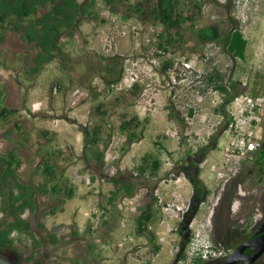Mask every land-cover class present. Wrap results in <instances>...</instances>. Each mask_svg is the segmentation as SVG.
Here are the masks:
<instances>
[{"label":"rangeland","instance_id":"rangeland-1","mask_svg":"<svg viewBox=\"0 0 264 264\" xmlns=\"http://www.w3.org/2000/svg\"><path fill=\"white\" fill-rule=\"evenodd\" d=\"M138 2L145 3L142 10L146 12L147 0H118L116 5L97 0L94 7L97 16L79 18L74 25V36L63 35V61L57 58L38 73L30 71L37 53L34 43L22 38L27 24L19 32L10 27L4 34L0 30V69L3 65L7 70L4 71L5 88L10 91L9 99L3 98L0 105L17 110L5 119L0 118V155L6 156L13 149L21 158L17 174L33 187L37 202L34 213L26 210L23 214L29 222V231L12 234L17 244L35 248L34 258L28 259L11 248L4 252L19 264H82L85 259L87 264H142L146 260L172 264L182 242L179 221L175 217L162 221L168 215L162 205H154L156 213L150 227L156 232L161 247L154 253L148 238L137 231L135 218L152 202L151 192L156 189L166 200L188 207L193 187L186 163L192 154H195L192 163L197 176L211 190L197 211L193 214L191 209L188 211L186 224L197 216L209 224L210 234L212 215L240 170L244 174L237 179V198L228 226L231 237H238L240 228L249 219L254 224L264 219V176L262 181L257 179L254 164L257 152L253 157H233V165L225 163L229 137L225 128L231 115L229 109L237 106L232 105L236 96L252 98L258 103L256 131L264 140V0L248 2L240 12L234 0L204 1L201 13L195 16V28L189 22L186 24L184 43L170 46L167 51L157 43L162 27L143 21L144 14L136 9ZM46 10L41 9L38 16ZM179 10L186 14L198 11L188 1L181 2ZM213 24L224 33L223 39L199 41L195 35L197 30ZM237 27L249 41L245 59L226 52L225 38ZM4 43L7 49L8 45L11 47L9 54L3 50ZM168 59L174 60V64L164 72L162 66ZM183 60H189L200 76L193 79L184 76ZM119 61L124 66L122 79L108 86L101 75L109 74L108 66L119 67ZM215 71L221 73L220 81L209 82L208 75ZM131 75L136 78L134 83ZM55 80L61 82V91L52 85ZM219 83L226 84L229 93L219 92L215 88ZM135 84L138 85L132 90ZM99 104H103L101 110L105 114L99 112ZM195 106L198 112L193 126L179 122L180 143L166 137L165 132L178 125V120L170 117L169 112L174 110L183 117ZM123 113L148 120L143 123L142 137L125 152L120 150L126 138L120 130ZM97 122H102L103 136L109 141L103 167L87 162L83 151L82 130L85 124L93 126ZM211 125L218 129L208 138ZM44 130L51 134L50 139L42 136ZM197 131L200 133L195 135ZM209 142L212 143L209 149L204 150ZM145 156L158 158L160 170L152 175L149 168L139 180L145 185L132 196L138 212L125 210L124 218L117 206L123 198L110 200L114 183L130 175V170L140 166ZM45 158L56 167V177L43 175L41 164ZM173 161L175 165L170 170L169 162ZM170 173L175 174L172 178L179 179L164 182ZM53 184L62 189L59 194L52 192ZM70 188L74 196L68 198L64 192ZM171 192L179 198L173 199ZM93 214L99 220L95 231L89 230ZM3 217L4 212L0 210V221ZM224 246L230 251V245ZM256 263L264 264V254Z\"/></svg>","mask_w":264,"mask_h":264},{"label":"trees","instance_id":"trees-1","mask_svg":"<svg viewBox=\"0 0 264 264\" xmlns=\"http://www.w3.org/2000/svg\"><path fill=\"white\" fill-rule=\"evenodd\" d=\"M106 1L114 5L118 4V0ZM183 1L192 2V6L197 8L198 11L195 14H186L183 10H179V5ZM204 1L206 0H147L146 12L142 10L145 4L143 2H138L136 9L144 14L143 21L146 20L162 27V30L158 33L159 40L157 43L159 48L167 51L170 46L184 43L186 24L189 22L190 26L193 29L195 28V16L201 13ZM96 3L97 0H85L82 4L78 0H0V30L4 34L10 27L19 32L27 24L24 36H21L25 40L34 43L37 53L34 56V63L30 71L38 73L57 58L61 57V62L63 61L65 56L64 45L61 40L63 35L74 36V25L79 18L96 17L97 12L94 8ZM44 8H47L46 12L39 17L38 12ZM195 35L201 42L221 41L224 37V33L217 24L202 27L197 30ZM248 44V38L240 27L231 30L225 38L226 52L240 59L246 58ZM117 64L119 67L115 66V69L108 66L107 71L109 74L101 75L108 86L118 84L122 79L124 66L120 61ZM173 64L174 60H166L162 66V71L167 72ZM116 68L118 69L116 70ZM220 79L221 73L218 71L207 77L209 82H219ZM52 85L58 91L62 90L59 80L53 81ZM137 85L135 84L132 90H135ZM235 85L233 83L232 87L235 88ZM215 88L221 93H229L228 86L224 83L217 84ZM256 95H258V91H256ZM0 101H2V90L0 91ZM102 106L103 104H99V112L105 114L101 110ZM16 111L15 108L0 105V118L5 119L15 114ZM189 113L193 114L192 110ZM169 116L176 118L179 122L183 121V118L178 116L174 110L169 112ZM147 122L148 120L140 119L137 114L123 113L120 130L126 134V138L120 147L122 152H125L128 147L142 137L144 132L143 123ZM17 127L20 126L17 124ZM82 131L84 135L83 151L86 161L103 167L106 162V150L109 146V141L105 138V135L103 136L104 126L102 122H97L93 126L85 124ZM41 134L47 139L52 137L47 130L42 131ZM254 164L257 166V179L262 181L264 176V140L256 153ZM21 165L22 160L13 149L6 156L0 155V210L4 212V217L0 221V253L7 257L4 252L11 248L16 252L25 254L28 259H32L36 254L35 248L17 244L16 238L12 235L15 231L19 233L29 231V222L23 217V214L26 210L34 213L37 207L33 187L24 183L17 174V170ZM41 167L43 175L48 178L56 177V167L50 164L46 158ZM160 167L161 161L158 158L151 159V157L145 156L140 166H135L130 170V175L122 176L115 181L110 200L115 202L118 198L134 196L138 189L145 185L144 181L139 182V180L146 176L145 173H147L148 169L151 168V174L154 175L158 173ZM188 173L190 179L195 181L196 186L198 185L193 195L191 211V214H193L206 197L205 195L210 191L201 178L197 176L198 174L196 173L198 171L192 172L193 174ZM198 180L199 183L197 184L196 181ZM61 190L58 184L52 185L53 193L59 194ZM64 194L70 198L74 196V190L70 188ZM152 198V202L136 216L135 225L137 231L146 236L153 245V252L158 253L161 247L157 243L156 232L150 227V222L154 219L156 213L154 205L157 203L156 198L154 196ZM41 227L47 231L44 225H41ZM183 257L184 253L181 254L179 260L183 259ZM203 261L204 259L197 258L193 264H199ZM142 264L154 263L152 260H146ZM254 264L257 263L255 262Z\"/></svg>","mask_w":264,"mask_h":264},{"label":"built area","instance_id":"built-area-1","mask_svg":"<svg viewBox=\"0 0 264 264\" xmlns=\"http://www.w3.org/2000/svg\"><path fill=\"white\" fill-rule=\"evenodd\" d=\"M253 0H234L236 3V9L238 12L246 5L248 2H251ZM182 64L184 67L183 69V75L187 78H195L196 76H200V72L195 66L191 64L189 60H183ZM132 83L136 81V78L131 75ZM194 83V80L193 82ZM237 104L236 107H232L229 109L230 117L227 118V124L225 128V134H228V143L226 147V157L225 163L228 166L233 165L235 160L233 157H253V154L256 153L261 146V138L257 135V121L258 117L256 114L257 111V102L252 100V98H246L242 96H236L234 100L232 101V105ZM192 110L193 114H190L189 112ZM195 112H198V107H194V109H190L186 115H184L183 121L185 123H188L189 125L194 124V115ZM178 125H175L174 128L169 129L165 132V136L172 138L176 140L177 143H180L181 141V130L182 128H179V120ZM221 124V121H219L218 126ZM210 125V123L208 124ZM212 126V125H211ZM217 126V127H218ZM216 126H212V132L211 135H208L209 137H212L214 132L218 129ZM200 132H196L195 135L199 134ZM175 160V159H174ZM170 167L169 169H173L175 162H169ZM170 178L163 179V181H173L176 182L179 178L176 180L172 177H175L174 173H170ZM172 176V177H171ZM148 189L145 188V192L147 193ZM152 196L156 197L157 204L162 205V208L165 210V214L168 215L164 217L163 220L170 218H176V222L180 221L182 219V213L185 212V208L188 210L190 204L187 206H181L179 204H175L173 201L166 200L165 198L161 197V195L158 193V189H156L153 193L151 192ZM170 196L174 199L179 198L178 194H174L173 192L170 193ZM132 197H125L121 199L118 203V209L123 212V217L125 218L124 211L128 210L132 213L138 212V204L135 203ZM172 211V213H168L167 211ZM175 212V213H174ZM170 217V218H169ZM99 225L98 217L93 214L91 216V221L89 225V230L95 231ZM208 223H205L203 221H200L197 216H194L189 224V230L191 232V237L188 240L187 244L184 248V257L183 259L179 260L177 264H193V262L197 258H202L204 260L206 259H219V258H225L228 255L229 250L220 243H214L211 241L209 232H208ZM170 228V227H169ZM180 247L176 249V252H178Z\"/></svg>","mask_w":264,"mask_h":264},{"label":"flooded vegetation","instance_id":"flooded-vegetation-1","mask_svg":"<svg viewBox=\"0 0 264 264\" xmlns=\"http://www.w3.org/2000/svg\"><path fill=\"white\" fill-rule=\"evenodd\" d=\"M229 55H231V54H229ZM231 56H233V55H231ZM211 144L212 143L209 142L206 145V148L204 150H208ZM193 155H195V154H192L190 157H188V162L186 163V167L188 168L190 173H192V172L195 173L196 172V167L192 163L193 162V159H192ZM243 174H244V172H242L241 170L237 172L236 178H234L232 183L230 182V186L225 189L224 194L221 196V199H220L221 201H219L217 209L214 211V213L212 215V218H211V229H210L211 232L209 234L210 239L214 243L223 244L222 242H224V244L230 245L231 247H230V251L228 252V254L234 248H236L237 246L241 245L245 241L257 236L259 234V233H257V230H258V228L260 227L261 223L264 220L263 219L259 224H254V223H251L250 219H249V221L247 222L246 226L240 228V232L238 233V237H231V235H230V229H228V226L230 225V222H231V219H230L231 210H232V206L234 204V201L236 200L235 198H237L236 192L238 191V185H239V181L238 180L240 179V176L243 175ZM190 181H191V184H192V187H193L192 194H191V200H190V206H189V209L186 211V213H183L182 219L179 221L180 235H181V240H182L181 246H184V247H185V245L187 244L188 240L191 237V232H190L188 224H186V222H187V220L189 218L188 217L189 213L191 212V211L190 212H188V211L190 209L192 210L193 195H194L195 189H197V186H198V185L196 186L195 181H193L192 179H190ZM196 182L198 184L199 180L196 181ZM206 187H207V189L209 191L211 190L210 186H206ZM209 194H210V192L207 195H205V196L207 197ZM201 202H203V200ZM224 207H225V210L223 211ZM225 228H227L228 230H226ZM232 228H234V226H232ZM218 240H220L222 242H220V241L218 242ZM181 246H180V249H181ZM180 249H179L178 252H176L175 259H176L177 254L180 252ZM245 253L250 254V253H253V251L250 248H246L245 249ZM225 258L206 259L202 263H199V264H221V262ZM178 261H177V263H178ZM87 262H88V259H85V260L82 261V264H87ZM239 263L243 264V262H239ZM88 264H95V263L89 262ZM172 264H175V263L173 262Z\"/></svg>","mask_w":264,"mask_h":264},{"label":"water","instance_id":"water-1","mask_svg":"<svg viewBox=\"0 0 264 264\" xmlns=\"http://www.w3.org/2000/svg\"><path fill=\"white\" fill-rule=\"evenodd\" d=\"M259 233L257 236L245 241L241 245L234 248L228 256L221 262V264H237L243 262V264L255 263L262 254H264V220L257 230ZM250 248L253 253H245V249ZM184 250V246H181L180 252L177 254L174 263L176 264ZM0 264H19L8 257L0 253Z\"/></svg>","mask_w":264,"mask_h":264},{"label":"crops","instance_id":"crops-1","mask_svg":"<svg viewBox=\"0 0 264 264\" xmlns=\"http://www.w3.org/2000/svg\"><path fill=\"white\" fill-rule=\"evenodd\" d=\"M7 44L6 43H4L3 44V50H6V51H8V54H9V51H10V46L8 45V49H7ZM2 62H4L5 60L4 59H2L1 60ZM1 63V62H0ZM2 66V68L0 69V86H2V88H1V90H2V100H3V98L5 99V100H8L9 99V96H10V91L8 90V89H6L5 87V85H6V81H7V74H6V72H4V71H7L4 67H3V65H1ZM5 74V75H4ZM1 76H2V78H1ZM52 133V132H51ZM171 191V190H170Z\"/></svg>","mask_w":264,"mask_h":264},{"label":"bare ground","instance_id":"bare-ground-1","mask_svg":"<svg viewBox=\"0 0 264 264\" xmlns=\"http://www.w3.org/2000/svg\"><path fill=\"white\" fill-rule=\"evenodd\" d=\"M185 248V247H184Z\"/></svg>","mask_w":264,"mask_h":264}]
</instances>
